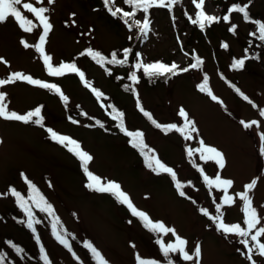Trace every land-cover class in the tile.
I'll return each instance as SVG.
<instances>
[{
    "label": "rangeland",
    "instance_id": "1",
    "mask_svg": "<svg viewBox=\"0 0 264 264\" xmlns=\"http://www.w3.org/2000/svg\"><path fill=\"white\" fill-rule=\"evenodd\" d=\"M182 1L184 7L177 4L172 11L155 8L150 17L151 30L140 39H137L136 29L129 31L122 19L113 18L105 11L107 9L98 8L90 0H55L53 4L45 0L43 5H36L50 9L48 15L53 28L45 50L53 57V65L75 62L91 86L76 73L51 77L35 47L23 46L21 40L38 44L41 28L26 33L11 17L0 23V58H3L0 60V79L8 78L12 72H22L59 85L68 97L65 103L58 94L25 81L0 86V91L7 93L10 110L25 114L42 106L45 118L44 127L0 118V194H3L0 196V242L9 237L13 242H20L31 255L26 258L23 254L22 258L12 250L13 260L11 257L12 263L9 261L8 264H43L33 233L19 222L26 217L9 193L10 187H15L27 196L28 185L23 176L35 183L54 206L63 226L75 237H70L72 249L84 264H95L84 247V242L89 241L109 264H137V254L166 264L156 235L114 196L88 189L80 160L50 138L48 127L79 141L93 156L90 171L104 181L118 182L138 209L186 238L189 250L199 243L201 264H250L242 255L240 249L246 250L237 238L217 231L200 209L206 208L210 214H217L216 204L222 203L223 192L215 187L209 189L203 175L214 179L219 174L221 178L234 181L228 192L234 196L244 191L247 183L257 180L252 193L253 203L264 216V154L260 152L259 136L264 131V117L259 115L260 108H264V42L250 35L256 31V25L246 22L241 13H231L230 23L222 19L229 15L232 4L240 3L249 5L252 19L264 22V0H205L204 11L221 19L204 30L189 19L188 13L193 17L199 11L192 0ZM21 11L38 23L31 13L23 8ZM137 19H142V15ZM233 24L237 26L235 33L229 30ZM224 44L228 47H223ZM131 47H134L132 65L136 53H140L145 63L171 65L175 62L181 68L194 63L195 56L203 60L199 68L165 79L150 81L142 70L137 73L140 77L138 95L144 109L162 125L176 123L182 126L179 110L183 108L198 129V133H192V139L185 140L174 130L165 133L156 128L139 110L137 98L86 54L88 48L111 53L115 48ZM246 49L247 56L252 58L246 59L243 69L234 70L231 67L234 59L244 58ZM205 75L211 90L223 103L213 101L199 90L198 84ZM93 87L104 94L100 100L92 92ZM237 87L258 107L244 100L235 90ZM111 101L123 108L126 127L142 131L149 147L176 171L177 178L185 185V196L179 195L169 175H157L146 167L144 158L112 119ZM73 120L77 122L73 123ZM241 120H257L260 127L246 129ZM200 139L224 154L223 169L212 161H201L199 153H194L191 158L188 156L187 149L200 147ZM193 161L204 168L203 174L193 166ZM241 206L237 197L233 205L222 208L226 223L244 226ZM34 211L43 221L36 227L54 264H78L72 252L52 236L49 217L38 209ZM260 226H264V220ZM162 238L165 243L175 242L171 233ZM172 258L177 264H191L179 259L177 254H172ZM253 258L257 264H264V257L254 255Z\"/></svg>",
    "mask_w": 264,
    "mask_h": 264
},
{
    "label": "snow or ice",
    "instance_id": "2",
    "mask_svg": "<svg viewBox=\"0 0 264 264\" xmlns=\"http://www.w3.org/2000/svg\"><path fill=\"white\" fill-rule=\"evenodd\" d=\"M192 2L195 4L196 9L199 10L196 13L195 19L189 17L194 25H198L201 30H204L206 26L210 27L213 23L220 22L221 17L210 15L204 11L205 0H192ZM44 3L45 0H34V2L33 0H28V2H25V0H0V23L7 22L11 17L14 18L19 27L26 33H32L35 29L41 28L42 32L39 34V43L31 45L27 41L21 40L23 46L25 48L35 47V50L42 57L47 72L51 77H63L67 73H76L87 86H91L90 82L84 79V72L75 62H60L58 66H54L52 63L53 57L46 53L45 45L53 25L50 22V17L48 15L50 9L46 6H36L43 5ZM47 3L53 4L55 3V0H47ZM123 3L128 5L131 10H124L122 7L115 6L116 0H103V4L107 11L113 17H119L122 19L129 31L136 29L139 34L137 39H140L145 38L151 30L149 19L150 9L168 8L171 10L175 5L181 3V0H123ZM21 8L26 10L28 13H31L38 23H34L32 19L25 16L24 12L21 11ZM248 8L249 5L247 4L241 5L240 3H234L229 9V15L223 16L222 19L225 22L230 23L231 13H241L246 22L256 25V31L251 32L250 35L256 37L259 41L264 42V22L252 19ZM138 13H142V19H136ZM236 28L237 26L233 24L229 30L235 33ZM129 39H132V37L130 36ZM223 47L227 48L228 45L224 44ZM247 51L248 50L246 49V56L244 58L234 59L233 64L231 65L234 70L243 69L246 59L252 58L247 56ZM132 52V48H125L123 50V59H118L116 52H112L111 58L109 59L98 50H94L92 48H88L86 50V54L101 66H104L105 64H115L120 66L128 65L129 56ZM256 58H258V56ZM0 60H3V58H0ZM194 60V63L181 68L175 62L171 65L163 62L145 63L140 58V53H136V61L132 65V68L135 70L131 71L128 76L132 83L131 85H125V89L130 90L133 85L139 83L140 77L137 73L141 70L143 75L148 77L150 80L160 77L167 78L169 76L179 75L182 72H188L190 69H197L203 64V60L199 56H195ZM3 62L7 63V61ZM17 81H25L28 84L38 86L41 89H47L58 94L65 103L68 102V97L63 93L59 85L35 79L31 75H26L22 72H12L8 78L0 79V86L12 84ZM198 88L201 92L206 93L213 101L223 103L211 90L207 75H205L203 77V81L198 84ZM236 91L243 97L244 100L252 104L253 107H258L243 92H240L238 88ZM92 92L97 98L104 96L101 91L94 87L92 88ZM6 98L7 93L5 91H0V118L7 121H18L25 124L32 123L41 127L45 126V118L42 115V106L36 107L34 110H30L25 114H20L15 110H10ZM136 98L139 110L156 128L161 129L165 133L173 130L179 132L185 140L192 139V133H198L195 121L189 117V114L183 108L179 110V116L183 118L182 126H178L176 123L162 125L153 118L150 112L144 109L142 104H140L138 93L136 94ZM111 107L112 119L114 121H118V127L127 137H129L131 146L134 149H137L144 158L146 167L157 175H169L175 182V187L178 190L179 195L185 196V185L177 178L176 171L163 162L155 150L149 147L145 141V134L142 131H132L126 127L124 121L125 113L123 111H120L114 105ZM259 115L264 117V108H260ZM72 122L76 123L77 121L73 120ZM240 123L246 129H251L253 126L256 128L260 127V122L257 120H252L250 122L241 120ZM97 124H99L100 127H104L103 123L100 121H97ZM47 132L50 134V138L52 140L67 148L69 152L74 154L80 160L83 172L87 177L88 183L86 184V187L88 189L99 193H108L114 196L119 203L126 205L127 208L130 209L131 214L134 217H137L146 229L156 235V242L166 259V264H177V261L172 258V254H177L179 259L184 262L201 264L202 247L199 243L195 244L192 250H189V242L186 238L180 237L174 228L166 226L162 221L153 220L147 212L138 209L133 204L129 194L122 189V186L118 182L112 180L104 181L99 175L90 171L89 164L93 160V156L82 148L79 141L70 136L60 134L54 131L51 127L47 128ZM259 136L261 141L260 152L261 154H264V131L260 132ZM199 144L200 147L196 149H187V154L190 158L194 155V153H199V159L201 161L206 163L212 161L219 167V169H223L225 167V157L219 149L214 146L207 145L203 139H200ZM193 166L197 167L202 174L204 173V168L196 164L195 161H193ZM23 179L28 185L27 196L18 191L15 187H10L9 193L15 198L17 206L26 217V219H22L19 222L24 224L33 233L34 239L39 246L40 260L43 264H54V261L50 258V255L38 233L36 226L43 223V221L37 218L34 209H38L39 212L45 213L49 217L51 234L54 239L60 245L72 252V255L78 261V264H84L81 258L72 249L71 239H75V237L72 236L63 226L60 217L55 212L54 206L48 201L37 185L28 179L27 176H23ZM203 179L209 189L215 187L223 192V196L222 203L216 204V215L210 214L206 208H201V213L213 222L217 231L223 233L225 236L231 235L236 237L238 243L246 250L242 252V255L250 261V264H257L253 256L258 255L259 257H264V240H262V238H264V226H260L261 221L264 220V216H262L257 207L254 206L252 196V193L257 185V180L254 179L247 183L244 186V191L238 192L234 196L228 194L229 189L234 184L233 180L221 178L219 174H216L214 179L210 178L208 175H203ZM49 186L51 187L50 183ZM0 196H3V194H0ZM237 197L242 202L240 211L243 213L244 226H242L241 223H226L224 220L225 213L222 211V208L225 205H233ZM129 223H131V221H129ZM169 233L175 236V242L165 243L162 237L167 236ZM7 243L16 254L23 258L25 249L12 241H8ZM84 247L89 251L92 259L95 261V264H109L106 257L96 246H94L92 242H84ZM133 247H135V245H133ZM136 260L137 264H161L158 260L142 258L139 254H137ZM0 264H8V254L6 252H0Z\"/></svg>",
    "mask_w": 264,
    "mask_h": 264
},
{
    "label": "trees",
    "instance_id": "3",
    "mask_svg": "<svg viewBox=\"0 0 264 264\" xmlns=\"http://www.w3.org/2000/svg\"><path fill=\"white\" fill-rule=\"evenodd\" d=\"M90 2L93 4V5H96L98 8H103V10H105V6L103 4V0H90ZM183 1L181 0V3H179L180 6L184 7L183 5ZM115 6H119V7H122L124 8V10H131L130 7L128 5H125L123 3V0H116V4ZM173 9V8H172ZM171 9V11H172ZM155 10V8L153 9H150V12H149V19L150 17L153 16V11ZM107 13H109L107 10H105ZM111 15V14H109ZM142 15V13H138L137 16H136V19ZM112 16V15H111ZM188 16L190 17V14L188 13ZM113 17V16H112ZM196 17V16H195ZM251 17V16H250ZM115 19H118L119 17H113ZM120 19V18H119ZM195 19V18H194ZM121 48V47H120ZM113 49L112 52H116L117 53V58L118 59H123V50L125 49ZM133 50H134V47H131ZM100 51L103 55L107 56L109 59L111 58V53H107V52H104L102 50H98ZM91 58V57H90ZM92 59V58H91ZM93 60V59H92ZM132 57H131V54L129 56V64L128 65H124V66H120V65H115V64H105L104 66H102V68L105 70V72L112 76L114 78V80L120 84V86L124 89H125V85H131V81L129 80L128 76H129V73L131 72V70H128V71H122L120 69L122 68H129L132 67ZM95 61V60H93ZM96 62V61H95ZM100 65V64H99ZM101 66V65H100ZM161 79H165V77H160ZM149 79V78H148ZM150 80V79H149ZM151 80H156V78H153ZM150 80V81H151ZM238 88V87H237ZM235 88V89H237ZM239 89V88H238ZM127 92L131 93L132 95H134L136 97V94L138 93V83L133 85L132 88L130 90H126ZM114 105L117 109H119L120 111H124L122 107L118 106L114 101H111L110 102V107ZM112 109V107H111ZM117 126H118V121H117ZM119 128V127H118ZM120 129V128H119ZM121 131V130H120ZM138 151V150H137ZM139 152V151H138ZM8 241H11V238H7L3 241L0 242V252H6L8 254V251L10 253V255L8 254V262L10 261L12 263V260H13V254H12V250L9 245H8ZM13 242V241H12ZM15 244L19 245L20 247H22L24 249V246L16 241L14 242ZM24 255H26L25 257H30V253L28 254V252H24ZM12 257V260H10V258ZM15 260V259H14ZM17 262V261H16Z\"/></svg>",
    "mask_w": 264,
    "mask_h": 264
},
{
    "label": "flooded vegetation",
    "instance_id": "4",
    "mask_svg": "<svg viewBox=\"0 0 264 264\" xmlns=\"http://www.w3.org/2000/svg\"><path fill=\"white\" fill-rule=\"evenodd\" d=\"M242 250V249H241Z\"/></svg>",
    "mask_w": 264,
    "mask_h": 264
}]
</instances>
